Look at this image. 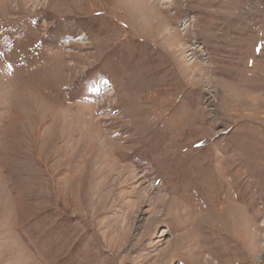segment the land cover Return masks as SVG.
<instances>
[{
	"label": "rangeland",
	"instance_id": "rangeland-1",
	"mask_svg": "<svg viewBox=\"0 0 264 264\" xmlns=\"http://www.w3.org/2000/svg\"><path fill=\"white\" fill-rule=\"evenodd\" d=\"M0 264H264V0H0Z\"/></svg>",
	"mask_w": 264,
	"mask_h": 264
},
{
	"label": "bare ground",
	"instance_id": "bare-ground-1",
	"mask_svg": "<svg viewBox=\"0 0 264 264\" xmlns=\"http://www.w3.org/2000/svg\"><path fill=\"white\" fill-rule=\"evenodd\" d=\"M18 1H19V0H18ZM75 2H76V1H75ZM90 5H91V4H90ZM20 6H21V5H20ZM167 59H168V58H167ZM168 60H169V59H168ZM95 133H96V132H95ZM95 133H94V134H95ZM80 135H81V134H80ZM92 136H93V135H92ZM88 143H89V142H88ZM90 145H91V144H90ZM72 147H73V146H72ZM83 150H84V149H82V151H83ZM96 150H97V149H96Z\"/></svg>",
	"mask_w": 264,
	"mask_h": 264
}]
</instances>
